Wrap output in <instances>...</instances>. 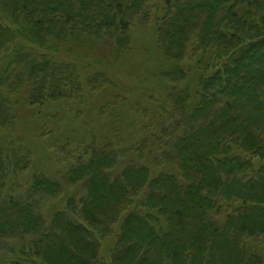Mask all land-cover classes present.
<instances>
[{"label":"trees","instance_id":"trees-1","mask_svg":"<svg viewBox=\"0 0 264 264\" xmlns=\"http://www.w3.org/2000/svg\"><path fill=\"white\" fill-rule=\"evenodd\" d=\"M0 1L1 56L27 40V27L40 32L36 38L43 44L65 41L79 30L85 40L109 37L120 46L116 37H126L136 17L156 0ZM165 9V17L157 20L158 45L163 44L164 53L169 50V61L181 63L191 54L213 50L206 70H198L200 102L191 114L165 119L162 127H168L158 136L148 133L134 144L149 166L132 163L113 175L115 165L100 157L89 183L88 175L78 176L85 164L66 174L67 189L84 182L81 193L69 200L70 207L87 205L83 215L73 211L78 220L59 211L47 224L36 200L59 199L64 188L44 173H32L28 193L8 192L13 175L32 166V151L6 132H15L18 124L17 105L27 86L22 73L8 91L3 89L8 94H0V131L6 133L0 136V243L31 238L32 264H107L99 256L96 236L122 217L117 264H264L246 244H264V167L254 166V159L264 160V0H167ZM193 38L198 46L188 55ZM38 55L40 60L28 59L31 90L24 106L70 99L69 81L56 68L60 64L43 49ZM218 61H223L219 69L210 67ZM171 73L184 74L183 69ZM178 92L185 102L183 91ZM168 166L179 173L164 172Z\"/></svg>","mask_w":264,"mask_h":264},{"label":"rangeland","instance_id":"rangeland-1","mask_svg":"<svg viewBox=\"0 0 264 264\" xmlns=\"http://www.w3.org/2000/svg\"><path fill=\"white\" fill-rule=\"evenodd\" d=\"M166 1L156 0L146 7V11L132 22L126 37H116L118 42L122 41L120 46L114 44L109 37L85 40L86 36H82L83 32L79 30L70 33L65 41L54 40L43 44L42 38H36L40 32L27 27V40L23 44L21 41L16 43L0 56V94H8L3 89L8 91L7 86L10 89L11 81L21 73L23 83L27 85L21 91L22 102L19 100L17 105L18 124L15 132H6L8 137L12 135L15 139H21L24 148L32 151L31 169L26 173L13 175L8 192L23 195L31 191V177L34 173H44L50 182L63 187L64 195L59 199L51 200L39 196L36 200L48 225L54 222L53 219L59 211L73 217V220H78V214L73 211L83 215L87 206L82 204L79 208L70 207V198L81 193L84 182L77 184L76 189H67L70 184L63 183L66 174L69 175V172L72 173L74 169L85 164L87 169L80 170L78 176L88 175L89 183L90 173L96 172L100 157L108 158L106 160L109 164L115 165L116 169L111 171L113 175H119L132 163L149 166L150 163L145 158H140L141 155L135 153L137 147L134 144L141 143V139L148 133H157L158 136L162 128L168 127H162L165 119L178 118V114L182 115L183 111L191 114L199 104L198 70H206L213 50L210 47L207 51L200 52L198 57L191 54L181 63L169 61L170 58L166 55L169 50L166 49L164 53L161 50L163 44L158 45L160 24L157 20L165 17ZM17 18L20 16L17 15ZM17 18L13 13V21H18ZM22 24L26 26L24 22ZM79 28L82 29L81 26ZM31 39L39 48L31 44ZM197 46L196 39H191L188 55ZM41 49L46 51L51 60L61 65L56 68L69 81L70 99H48L45 106L32 108L23 104L26 94L30 95L31 90V85L27 82V73L31 71L28 59L40 60L38 53ZM17 61L23 64H14ZM215 64L219 69L223 61L212 62L210 67ZM8 66H11L8 72L3 73ZM13 66L16 68L11 72ZM178 69H183L184 74L173 77L171 72ZM212 71L213 69L210 70ZM162 73L167 75L164 77ZM105 83L110 84L106 86ZM97 85L100 88L94 90ZM178 91L185 94V102H182ZM0 136L6 137L3 129ZM159 140L168 143L163 136ZM97 149L105 151L100 152ZM153 155L154 152L152 158ZM254 166L256 170L264 167V160L254 159ZM174 170L168 166L163 171L175 173ZM84 192L87 193V189ZM237 205L235 204V209L238 208ZM87 211L89 214V210ZM122 224L123 217L120 223L118 219L116 224H111L110 231L96 236L99 256L107 264H117L119 259L117 245L124 239H121ZM32 241L28 237L23 240L21 236L2 241L0 264H32V260H29L31 256L28 255L31 251L29 243ZM246 244L264 261V244L258 245L252 241H246ZM34 264H38L36 260Z\"/></svg>","mask_w":264,"mask_h":264}]
</instances>
